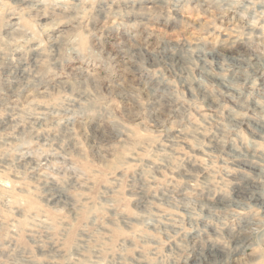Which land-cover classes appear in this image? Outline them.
<instances>
[{
  "label": "rangeland",
  "instance_id": "1",
  "mask_svg": "<svg viewBox=\"0 0 264 264\" xmlns=\"http://www.w3.org/2000/svg\"><path fill=\"white\" fill-rule=\"evenodd\" d=\"M0 264H264V0H0Z\"/></svg>",
  "mask_w": 264,
  "mask_h": 264
},
{
  "label": "bare ground",
  "instance_id": "2",
  "mask_svg": "<svg viewBox=\"0 0 264 264\" xmlns=\"http://www.w3.org/2000/svg\"><path fill=\"white\" fill-rule=\"evenodd\" d=\"M247 62V61H246ZM255 66V65H254ZM263 69V68H262ZM254 76V75H253ZM244 180V179H243ZM263 183V182H262ZM239 184V183H238ZM240 186V185H239ZM263 196V195H262Z\"/></svg>",
  "mask_w": 264,
  "mask_h": 264
}]
</instances>
